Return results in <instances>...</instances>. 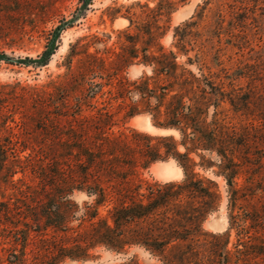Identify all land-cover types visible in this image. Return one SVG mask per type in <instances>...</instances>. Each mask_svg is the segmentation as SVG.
<instances>
[{
    "label": "rangeland",
    "instance_id": "obj_1",
    "mask_svg": "<svg viewBox=\"0 0 264 264\" xmlns=\"http://www.w3.org/2000/svg\"><path fill=\"white\" fill-rule=\"evenodd\" d=\"M84 2L0 0V53L13 59L40 57L54 32L69 23L49 65L0 61V149L20 157L18 163L12 158L5 162L0 153V264H171L170 249L176 244H192L196 252L177 264H223L212 248L217 238L228 240V235L225 264H244V254L260 261L252 249L264 243V0ZM185 9L188 13L179 17ZM167 69L188 85L167 86L174 82ZM144 79L151 80L153 95L167 94L166 105L182 101L179 114L185 118L177 126L183 134L156 126L169 118L164 106L161 114L149 113L140 102L147 97L136 86ZM30 88L40 90L37 101L26 94L24 89ZM151 104L155 107L156 100ZM135 106L141 108L136 114ZM136 134L173 137L179 161L170 158L142 168L141 151L149 141ZM78 145L94 152L103 149L104 165H114L121 174L102 179L108 199L98 207L101 217H110L121 200L135 201V186L141 187L139 194H147L149 184L183 183L184 168L202 180L204 189L218 198L207 199L213 209L203 229L191 232L194 242L176 240L165 253L127 246L120 253L88 251V262L62 261L60 234L46 221L53 188L45 184L40 163L31 165L25 158L41 148L76 155ZM123 151L133 159L134 172L126 173ZM60 160L80 172L76 158ZM175 166L174 173H166ZM118 191L128 197H119ZM71 199L81 206L93 201L78 191ZM214 218L222 223L219 229L212 226ZM77 225L72 220L67 227Z\"/></svg>",
    "mask_w": 264,
    "mask_h": 264
},
{
    "label": "trees",
    "instance_id": "obj_2",
    "mask_svg": "<svg viewBox=\"0 0 264 264\" xmlns=\"http://www.w3.org/2000/svg\"><path fill=\"white\" fill-rule=\"evenodd\" d=\"M86 5L89 0H85ZM69 23H66L67 25ZM64 26L59 27L50 40L47 49L44 53L36 58L26 59H13L8 57L5 53H0V61H5L10 64L32 66L34 68H42L49 65L53 55L57 50V42L60 38V34L64 29ZM10 60H13L12 62ZM165 73L168 71L164 70ZM162 75V70L158 71ZM169 74V78L174 82L170 85H179L184 87V82L187 81L178 79L177 76ZM168 77V76H167ZM150 79H144L142 83H137L136 91L141 95L146 96L140 102L145 103V107H149L152 111L161 114L162 107L166 108L167 118L169 121L165 124H159L155 122L156 126H164L165 128L177 129L183 134V129L178 128L185 117L179 114V110L182 108V101H176L166 105L164 94L162 97H157L153 90L149 89ZM188 85V84H187ZM30 99L35 100L40 94V90L37 88L24 89ZM156 91V90H155ZM189 93V91H187ZM154 99L157 102L155 107H152L151 100ZM37 101V100H35ZM139 103V102H137ZM80 106V105H79ZM77 107L78 109L80 107ZM144 107V108H145ZM141 110L139 106H135V114ZM154 121V115H152ZM195 118V117H192ZM194 120H190L193 122ZM186 122H189L188 120ZM195 122V121H194ZM193 122V123H194ZM136 137H144L149 141L158 142L156 146H146L147 149L141 151L143 157L142 168H149L152 164L159 161H167L170 158L179 161L178 145L173 137H151L148 135L136 134ZM100 137H104L100 135ZM187 137V136H186ZM109 138H106L108 142ZM104 140V139H102ZM198 139L193 136V148L197 149ZM186 148V144H182ZM78 153L74 155L72 150L66 151V154L59 153L55 149H39L33 150L25 160L31 165L40 163V174L45 177V184L48 182L53 188L51 200L46 205V221H50L54 226V233L59 235L60 247H58V256L63 260H70L72 262H88V251H97L99 249H105L107 251L120 253L125 247H144L146 251L150 253L160 251L165 253L168 248L176 240L181 242L191 241L193 229H203V224L207 221V215L213 209V205L209 203L212 199L218 198V194H212L209 190L204 189L203 181L195 179V176L190 175L187 169L184 168L185 180L183 183H177L175 181H169L162 184L148 185L147 194H139L141 187L135 186V201L126 203L121 200L120 205L116 206L110 213V217L99 216L98 207L107 202L108 194L106 190L100 185L103 177L117 178L119 171L117 167L112 164L105 166L108 162L105 160L107 152L100 147L96 152L90 149L78 145ZM205 150H211L206 148ZM8 150L0 149V153L4 154L5 162L8 158H12V163H18L20 157L16 151L10 152ZM114 152V151H112ZM189 149L186 148L184 155H188ZM219 156H226L225 152H218ZM111 154V153H110ZM126 152L123 151V156H126L128 161H122L125 165H128V172H134L136 166H132L133 159L129 160ZM185 157H188V156ZM60 156L74 157L79 163L77 171L75 172L70 165L65 168L64 164L60 160ZM69 156V157H68ZM113 156V155H111ZM116 160L118 159L114 156ZM65 160V159H64ZM82 163V161H84ZM119 161V160H118ZM136 164V163H135ZM189 174V175H188ZM125 176V175H122ZM120 178V177H119ZM123 178V177H122ZM124 179V178H123ZM44 181V180H43ZM211 183H215L209 180ZM83 192L88 197L93 198L91 203L84 202L81 205L74 202L71 197L75 192ZM123 191V190H120ZM117 192V191H116ZM119 194V191H118ZM119 197L127 198L128 195H121ZM209 199V201H207ZM120 202V199H119ZM44 205V204H43ZM44 205V206H45ZM43 207V206H42ZM78 221L76 227H67V224L71 221ZM112 222V223H110ZM148 223L147 228H142L143 223ZM192 234V235H191ZM227 239H218L213 245L212 252L214 258L220 256L223 264L229 263L230 254L223 251V246L228 241ZM179 241V242H180ZM223 241V242H221ZM72 242L73 249L67 248V244ZM194 241H191L193 243ZM223 243V245H222ZM191 245L176 244L171 246L170 251L173 252L171 264H177L178 262L184 263L188 256L196 255L194 248ZM57 248V247H56ZM264 243L259 248L252 249L254 253V259L263 257ZM243 256V254H242ZM166 258V256H165ZM250 256L242 257V263L244 264H259L260 262L252 263ZM215 260V259H214ZM241 259L239 258V261ZM61 261V260H60ZM214 262V261H213ZM241 262V261H240ZM216 264V261L213 263Z\"/></svg>",
    "mask_w": 264,
    "mask_h": 264
},
{
    "label": "bare ground",
    "instance_id": "obj_3",
    "mask_svg": "<svg viewBox=\"0 0 264 264\" xmlns=\"http://www.w3.org/2000/svg\"><path fill=\"white\" fill-rule=\"evenodd\" d=\"M188 11H189V9H185V10H183L182 12H180L179 13V17H182V16H184V15H186L187 13H188ZM146 121V120H145ZM151 130V129H150ZM173 168V169H172ZM174 169H177L176 168V166L175 167H169V170H167V172L166 173H169V174H171V173H174L175 172V170ZM164 172V171H163ZM215 219V218H214ZM211 222L209 223V226L211 227ZM212 226H214L215 228L216 227H218V229L222 226V223H221V226H220V220H219V218H217V219H215L214 221H212ZM213 227V228H214ZM217 229V228H216Z\"/></svg>",
    "mask_w": 264,
    "mask_h": 264
},
{
    "label": "flooded vegetation",
    "instance_id": "obj_4",
    "mask_svg": "<svg viewBox=\"0 0 264 264\" xmlns=\"http://www.w3.org/2000/svg\"><path fill=\"white\" fill-rule=\"evenodd\" d=\"M263 253H264V250H263ZM250 262L252 263V260H250ZM259 264H264V254H263V257H261Z\"/></svg>",
    "mask_w": 264,
    "mask_h": 264
},
{
    "label": "water",
    "instance_id": "obj_5",
    "mask_svg": "<svg viewBox=\"0 0 264 264\" xmlns=\"http://www.w3.org/2000/svg\"><path fill=\"white\" fill-rule=\"evenodd\" d=\"M11 62L13 61V60H10Z\"/></svg>",
    "mask_w": 264,
    "mask_h": 264
}]
</instances>
